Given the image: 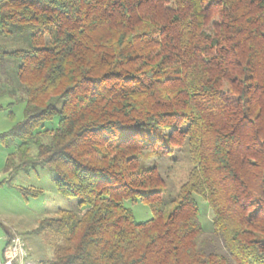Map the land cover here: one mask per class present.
<instances>
[{"label": "trees", "instance_id": "trees-1", "mask_svg": "<svg viewBox=\"0 0 264 264\" xmlns=\"http://www.w3.org/2000/svg\"><path fill=\"white\" fill-rule=\"evenodd\" d=\"M0 36V88L24 102L0 134L19 142L7 181L41 165L78 201L40 221L38 264H264V0H0ZM181 149L191 167L167 207L143 159Z\"/></svg>", "mask_w": 264, "mask_h": 264}, {"label": "rangeland", "instance_id": "rangeland-1", "mask_svg": "<svg viewBox=\"0 0 264 264\" xmlns=\"http://www.w3.org/2000/svg\"><path fill=\"white\" fill-rule=\"evenodd\" d=\"M10 42L0 36V45L3 48L11 49ZM4 91V88H0V106L2 107L0 109V134L9 131L16 122L22 119L24 109L21 96H10L8 92L5 94ZM9 103H12L10 106L12 117L8 114ZM56 121L57 119L47 122L45 129L54 128ZM18 143V140H10L6 146L0 144V183L2 182L0 185V253L3 252L8 240L17 237L25 245L28 261L38 264L39 261L52 258L51 245L47 241L45 233L37 231L40 221L44 218H54L59 209L78 212V201L61 197L52 183L54 174L41 165L31 166L27 171H20L12 180L7 181L4 162L7 154L15 151ZM30 155L32 158L35 157L33 145H30ZM143 164L158 166L166 185L163 204L170 207V202L176 198L191 167L184 149L168 158L158 156L145 158ZM20 187L40 189L42 194L39 197L25 198L20 193ZM197 200L202 228L204 232H210L212 229L210 208L202 199L197 197ZM124 205L131 210L136 222H143L152 217L150 208L144 203L125 202ZM3 229L7 233V237Z\"/></svg>", "mask_w": 264, "mask_h": 264}, {"label": "built area", "instance_id": "built-area-1", "mask_svg": "<svg viewBox=\"0 0 264 264\" xmlns=\"http://www.w3.org/2000/svg\"><path fill=\"white\" fill-rule=\"evenodd\" d=\"M24 246V243L17 237L8 240L3 252L0 253V264H32L28 261Z\"/></svg>", "mask_w": 264, "mask_h": 264}]
</instances>
